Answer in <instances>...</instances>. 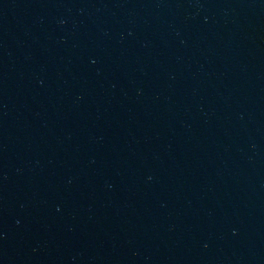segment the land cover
<instances>
[{
    "label": "water",
    "instance_id": "obj_1",
    "mask_svg": "<svg viewBox=\"0 0 264 264\" xmlns=\"http://www.w3.org/2000/svg\"><path fill=\"white\" fill-rule=\"evenodd\" d=\"M0 264H264V0H0Z\"/></svg>",
    "mask_w": 264,
    "mask_h": 264
}]
</instances>
